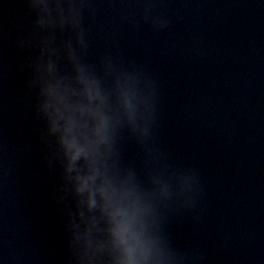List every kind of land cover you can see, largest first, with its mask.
<instances>
[{"label":"water","instance_id":"95a60500","mask_svg":"<svg viewBox=\"0 0 264 264\" xmlns=\"http://www.w3.org/2000/svg\"><path fill=\"white\" fill-rule=\"evenodd\" d=\"M0 264H264V0H0Z\"/></svg>","mask_w":264,"mask_h":264},{"label":"clouds","instance_id":"9594fccd","mask_svg":"<svg viewBox=\"0 0 264 264\" xmlns=\"http://www.w3.org/2000/svg\"><path fill=\"white\" fill-rule=\"evenodd\" d=\"M74 158H75V157H74ZM123 231H125V232H126V231H127V229L125 228V229H123Z\"/></svg>","mask_w":264,"mask_h":264}]
</instances>
